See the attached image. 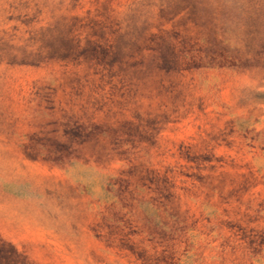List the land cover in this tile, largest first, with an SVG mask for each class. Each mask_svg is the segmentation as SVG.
Here are the masks:
<instances>
[{
	"label": "rangeland",
	"instance_id": "rangeland-1",
	"mask_svg": "<svg viewBox=\"0 0 264 264\" xmlns=\"http://www.w3.org/2000/svg\"><path fill=\"white\" fill-rule=\"evenodd\" d=\"M0 264H264V0H0Z\"/></svg>",
	"mask_w": 264,
	"mask_h": 264
}]
</instances>
